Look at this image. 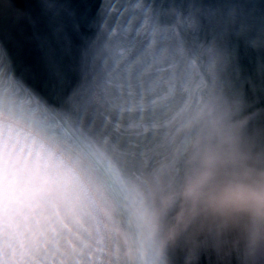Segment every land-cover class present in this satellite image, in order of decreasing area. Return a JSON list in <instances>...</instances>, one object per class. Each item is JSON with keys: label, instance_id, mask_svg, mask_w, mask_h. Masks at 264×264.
<instances>
[{"label": "clouds", "instance_id": "1", "mask_svg": "<svg viewBox=\"0 0 264 264\" xmlns=\"http://www.w3.org/2000/svg\"><path fill=\"white\" fill-rule=\"evenodd\" d=\"M22 88H28L21 81ZM243 94L177 100L155 166L129 174L0 87V264H264V108ZM185 142L172 147L177 137Z\"/></svg>", "mask_w": 264, "mask_h": 264}, {"label": "snow or ice", "instance_id": "2", "mask_svg": "<svg viewBox=\"0 0 264 264\" xmlns=\"http://www.w3.org/2000/svg\"><path fill=\"white\" fill-rule=\"evenodd\" d=\"M94 34L77 52L59 22L58 0H46L52 26L68 63L50 61L51 94L44 100L6 70L0 60V87L22 89L49 116L81 140L99 139L128 165L141 152L160 120L177 100L208 94L239 95L264 108V18L244 0H96ZM75 23L79 32L88 27ZM42 46L45 42L42 41ZM255 54H260L257 58ZM254 56L249 65L247 58ZM227 264L208 253L199 264ZM183 252L164 264H185ZM231 264H237L235 259Z\"/></svg>", "mask_w": 264, "mask_h": 264}, {"label": "water", "instance_id": "3", "mask_svg": "<svg viewBox=\"0 0 264 264\" xmlns=\"http://www.w3.org/2000/svg\"><path fill=\"white\" fill-rule=\"evenodd\" d=\"M46 0H0V60H4L6 70L11 68L13 75L22 81L44 100H51V75L49 64L53 59L60 58L68 63L70 57L64 56L60 41L53 30V12L46 9ZM244 9L256 18H264V0H244ZM98 3L96 0H58L56 19L63 23L66 34L72 40L73 52H77L84 40L94 34L91 22L97 17ZM87 20L88 27L79 32L73 25ZM42 41L45 46H42ZM258 58L260 54H255ZM254 56H249V65L254 63ZM209 95L196 98L193 102L203 100ZM168 111L160 120L158 127L151 133L141 152L128 165L120 164L129 174H139L155 166L162 158L163 152L157 150L162 142L160 136ZM70 138H80V134L65 128ZM184 136L173 141L172 147L181 148ZM208 264V257H204Z\"/></svg>", "mask_w": 264, "mask_h": 264}]
</instances>
